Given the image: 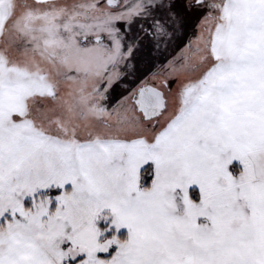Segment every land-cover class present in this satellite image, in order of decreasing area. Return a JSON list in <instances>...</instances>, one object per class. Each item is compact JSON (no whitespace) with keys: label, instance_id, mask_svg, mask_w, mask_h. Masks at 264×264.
Here are the masks:
<instances>
[{"label":"snow or ice","instance_id":"obj_1","mask_svg":"<svg viewBox=\"0 0 264 264\" xmlns=\"http://www.w3.org/2000/svg\"><path fill=\"white\" fill-rule=\"evenodd\" d=\"M0 264H264V0H0Z\"/></svg>","mask_w":264,"mask_h":264},{"label":"rangeland","instance_id":"obj_2","mask_svg":"<svg viewBox=\"0 0 264 264\" xmlns=\"http://www.w3.org/2000/svg\"><path fill=\"white\" fill-rule=\"evenodd\" d=\"M126 233V229H121V234Z\"/></svg>","mask_w":264,"mask_h":264}]
</instances>
